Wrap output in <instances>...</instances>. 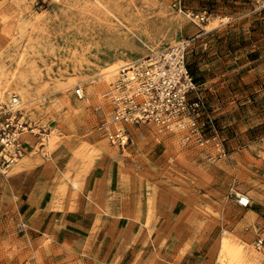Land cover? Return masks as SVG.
Masks as SVG:
<instances>
[{
  "label": "rangeland",
  "instance_id": "rangeland-1",
  "mask_svg": "<svg viewBox=\"0 0 264 264\" xmlns=\"http://www.w3.org/2000/svg\"><path fill=\"white\" fill-rule=\"evenodd\" d=\"M202 10L207 21H193L189 12ZM183 37L193 39L186 63L211 118L200 119L207 141L185 145L142 125L166 149L153 171L179 192L228 184L238 233L216 231L212 264H264V10L252 0H0V96L19 95L35 132L26 136L41 154L64 140L109 143L99 128L110 119L118 67ZM110 67L115 73L104 82ZM240 193L249 206L238 205ZM248 209L260 211L252 217Z\"/></svg>",
  "mask_w": 264,
  "mask_h": 264
},
{
  "label": "crops",
  "instance_id": "crops-1",
  "mask_svg": "<svg viewBox=\"0 0 264 264\" xmlns=\"http://www.w3.org/2000/svg\"><path fill=\"white\" fill-rule=\"evenodd\" d=\"M126 129L123 148L64 140L50 154L26 136L27 153L0 174V264L213 263L216 231L238 233L229 185L201 194L170 188L153 171L164 142L151 141L148 127Z\"/></svg>",
  "mask_w": 264,
  "mask_h": 264
},
{
  "label": "built area",
  "instance_id": "built-area-1",
  "mask_svg": "<svg viewBox=\"0 0 264 264\" xmlns=\"http://www.w3.org/2000/svg\"><path fill=\"white\" fill-rule=\"evenodd\" d=\"M256 10H264V0H252ZM197 23L207 21L206 11L189 12ZM192 38L183 37L163 48L124 62L118 67L110 84L108 104L110 119L101 125L103 135L110 144L120 148L130 142L126 125H152L158 131L178 135L182 144L199 146L207 141L203 137L202 117H208L206 105L195 92V83L186 63V53ZM194 91L195 96H191ZM81 98V88L74 90ZM27 133L33 132L25 118L22 102L13 92L0 96V174L6 175L11 167L27 153L30 145ZM41 144V142H38ZM238 205L247 207L250 198L240 193ZM263 244V237L255 240Z\"/></svg>",
  "mask_w": 264,
  "mask_h": 264
},
{
  "label": "bare ground",
  "instance_id": "bare-ground-1",
  "mask_svg": "<svg viewBox=\"0 0 264 264\" xmlns=\"http://www.w3.org/2000/svg\"><path fill=\"white\" fill-rule=\"evenodd\" d=\"M115 71V67H110V68H108L107 70H106V72H104V73H106L105 74V81L104 82H108L112 77H113V75H114V72ZM223 239H224V237H223ZM226 240V239H225ZM228 241V240H227Z\"/></svg>",
  "mask_w": 264,
  "mask_h": 264
}]
</instances>
